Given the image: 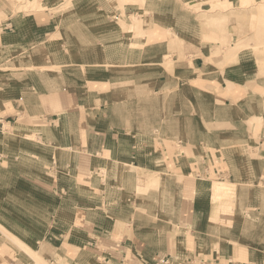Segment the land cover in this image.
<instances>
[{"label":"rangeland","instance_id":"1","mask_svg":"<svg viewBox=\"0 0 264 264\" xmlns=\"http://www.w3.org/2000/svg\"><path fill=\"white\" fill-rule=\"evenodd\" d=\"M156 2L0 0L2 264H264V121L224 102L264 76V0Z\"/></svg>","mask_w":264,"mask_h":264},{"label":"crops","instance_id":"2","mask_svg":"<svg viewBox=\"0 0 264 264\" xmlns=\"http://www.w3.org/2000/svg\"><path fill=\"white\" fill-rule=\"evenodd\" d=\"M161 1L162 0H158V2H161ZM186 1H187V3H189L190 0H186ZM146 5H147V7L153 6V5H157V2H156V0H147ZM135 8H137V4L133 5V9H135ZM51 21H53V20L51 19L48 23H45L44 26L50 25ZM174 23H176L175 20H174ZM171 25L172 24H170L169 26H171ZM177 25H180V24H177ZM169 26L165 25V27L164 26H162V27H164L166 29H169ZM186 28L187 27L185 26L184 29H186ZM174 29L176 30L177 26L174 25ZM176 33H177V35H179V37H182V38L187 37L186 34H181L179 32H176ZM5 35L8 36V37H10V36L12 37V35H11V33L9 31L6 32L5 29H1V31H0L1 38L3 36H5ZM164 41H160V42H156V43H146V42H148L147 39L146 40L142 39L140 42H135L134 43L135 45H132V44L130 45V43H129L128 46L130 48H132L133 51H136V52L141 51L142 52L144 50V48H146L147 46L161 45ZM126 44H128V43L126 42ZM205 44H206L205 42L200 41L197 46L195 45L196 47H195V49H193L195 51L192 52V53L189 52L188 55H191V54L195 53V54H199L200 56L203 55L204 57L208 56L209 49H208V47ZM139 45H141L142 47H140ZM169 48H170V45H169V42H168L166 54H169V51H168ZM200 56L199 57H195L192 60L194 65H196V63H198L197 59L203 58V60H204V57H202V56L200 57ZM123 62H127V61H123ZM174 62H175V68L185 67V65H187L185 63L182 66L181 65L182 63L179 62L178 59L177 60L175 59ZM158 64H160V62H158ZM111 66H112V64H111ZM121 66H123V65H121ZM203 66H204V64H203ZM199 68L202 69L203 67L201 66ZM253 73H254V79L246 80L245 86L244 85H242V86L240 85L238 88L235 87L233 89L234 92H232L231 97L230 98L226 97L224 102H225V105H227V106L229 105L231 108L237 110L239 112V114L242 113V112H249V113L254 112L255 114H258L259 118H261L264 121V86H263L262 92H260V91L256 90V84H255V82L259 81L260 84L264 85V76H257L258 74H256L255 72H253ZM97 84H99V85H97ZM102 84H104V87H106V85H108V84L111 85L112 82L108 81L107 79L105 81L101 80V79H88L87 80L88 91H90V92H98V94H100V93H103V94L108 93V91L103 92V91H100L99 89H97ZM109 92H110V90H109ZM97 132H99V131H96V132L94 131V133H96V134H97ZM90 133H91V131L88 132V136H89ZM88 136L87 137L85 136V141L88 144L87 147H89V138H88ZM100 143H101L102 151L98 152L99 151L98 147L100 145V144H98L96 146L93 145V147L91 146L89 148L91 150L90 151L91 153H89V154L85 153V155L87 154L91 158V160L89 161L91 163V165H90V167H88L90 172H92V164H93L92 161L94 160L95 156H96L95 159L101 157L105 161L106 160L108 161L109 159H111L110 158V152H112V149L110 147L109 148L107 147L108 146V142H107L106 135H105L104 139H102V141ZM93 151L95 152V154L92 153ZM82 154H84V153L81 151L80 152V158H79L78 167L83 162L82 158H86ZM96 163H97V166H98L99 162H97V161L93 165H95ZM102 168L103 167H101L99 165V169H102ZM77 169H78V173H79V170H80V172L85 174V172L81 171V169H79V168H77ZM83 180L87 181L88 180L87 176H85V178ZM8 227L10 228V226H8ZM1 238H3V237H1ZM6 241H7V239H3L2 241H0V246H2V248H4L3 245H7L8 247H11V245L9 244L10 242H6ZM247 253H248V258H249V251H247ZM0 263L1 264L4 263V260L1 259Z\"/></svg>","mask_w":264,"mask_h":264},{"label":"bare ground","instance_id":"3","mask_svg":"<svg viewBox=\"0 0 264 264\" xmlns=\"http://www.w3.org/2000/svg\"><path fill=\"white\" fill-rule=\"evenodd\" d=\"M167 31H168V29H166V33H165V35H167ZM258 37L260 36V35H258V34H256ZM257 37V38H258ZM262 37V36H261ZM253 38V37H252ZM256 38V37H255ZM249 45H251V46H247L246 48H244V49H249V48H251V49H253L254 51H256L257 53H258V59H260V60H264V42L263 41H257V42H254V43H251V44H249ZM262 66H264V64L263 65H260V67H262ZM259 73V72H258ZM61 109V108H60ZM62 110V109H61ZM71 123H72V121H71ZM252 132V131H251ZM161 149V148H160ZM252 150V149H251ZM61 151V150H60ZM162 151V150H161ZM63 152V151H62ZM187 152V151H186ZM58 153V152H57ZM60 154V153H59ZM61 157H62V155H61ZM196 157V156H195ZM74 160V159H73ZM163 165V164H162ZM132 170V169H131ZM106 171V170H105ZM156 171H158V170H156ZM161 171V170H160ZM159 171V172H160ZM154 173V172H153ZM153 173L152 174H144L143 176H145V177H138L137 176V178H139V179H141V180H139V187H138V189H145V191L147 190V189H149V188H151V187H156V185H158L159 183V176L158 175H154L153 176ZM138 175V174H137ZM158 179V180H157ZM223 182V181H222ZM226 182V181H225ZM221 183V182H220ZM229 183H231V182H229ZM219 184V183H218ZM228 182L226 183V185H225V187L226 188H224V189H232V188H234L235 186L233 185V184H228ZM148 185V186H147ZM220 185V184H219ZM222 185H224L223 183H222ZM159 186V185H158ZM157 186V187H158ZM222 187H224V186H222ZM218 188V187H217ZM221 189H223V188H221ZM235 189V188H234ZM142 191V190H141ZM221 191V190H220ZM233 192H234V190H233ZM221 194V193H220ZM232 194V193H231ZM231 194L229 195V197L231 196ZM235 194V193H234ZM233 194V195H234ZM232 195V196H233ZM219 202V201H218ZM232 205V204H231ZM233 207V206H232ZM19 227V226H18ZM14 241L20 246V247H23V248H25V247H27V246H25V243L23 242V241H21L15 234H14ZM29 246V245H28ZM27 251H29V248L27 249ZM115 251V250H114ZM34 259H35V257H33ZM38 261V260H37ZM39 262H41V261H39ZM38 262V263H39Z\"/></svg>","mask_w":264,"mask_h":264}]
</instances>
